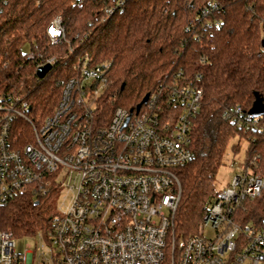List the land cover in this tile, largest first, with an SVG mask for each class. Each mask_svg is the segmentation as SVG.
<instances>
[{"label": "built area", "instance_id": "1", "mask_svg": "<svg viewBox=\"0 0 264 264\" xmlns=\"http://www.w3.org/2000/svg\"><path fill=\"white\" fill-rule=\"evenodd\" d=\"M220 7L210 0L203 10L207 15ZM212 24L220 25H205ZM46 34L51 44L67 41L60 15ZM27 58L37 60V68L57 62L33 50ZM73 68L58 81L59 103L41 122L29 116L24 94L0 95V207L21 194L38 202L55 187L58 197L72 192L65 209L57 208L54 229L39 231L49 257L18 252L13 232L0 229V264H264V220L247 221L245 207L264 190V174L251 168L259 155L215 188L199 233L175 234L179 168L196 156L192 120L203 89L176 79L168 91L149 95L138 112L118 106L106 115L110 64L84 58ZM225 113L238 128L264 133L262 115L239 104ZM206 228L215 236H205Z\"/></svg>", "mask_w": 264, "mask_h": 264}, {"label": "trees", "instance_id": "2", "mask_svg": "<svg viewBox=\"0 0 264 264\" xmlns=\"http://www.w3.org/2000/svg\"><path fill=\"white\" fill-rule=\"evenodd\" d=\"M209 1L0 0V95L24 94L29 116L38 122L59 103L58 81L73 74L74 65L84 58L90 65L110 64L106 115L118 106L136 110L146 94L166 92L176 79L203 89L192 120L196 156L179 168L177 238L200 232L215 175L229 147L239 150L241 140H248L246 162L259 155L260 162L251 168L264 174V133L238 128L225 113L238 104L249 111L256 94L264 100V0H217L221 7L206 15L203 8ZM57 15L67 41L51 44L46 30ZM208 21L220 25H205ZM29 50L37 58H57L44 77L37 76V60L27 58ZM17 122L28 129L26 122ZM57 197L58 187L38 202L27 193L18 195L0 207V229L15 237L48 234L54 229ZM245 207L246 220L262 225L264 190L246 200Z\"/></svg>", "mask_w": 264, "mask_h": 264}, {"label": "rangeland", "instance_id": "3", "mask_svg": "<svg viewBox=\"0 0 264 264\" xmlns=\"http://www.w3.org/2000/svg\"><path fill=\"white\" fill-rule=\"evenodd\" d=\"M248 144L249 141L243 139L241 140L239 150H234L229 147L228 152L224 157V162L215 175L214 185L216 189L225 187L236 173L242 171V167L247 158L246 147ZM71 196L72 192L64 190L60 196L55 199V208H58V210L65 209L66 205H68L71 200ZM204 235L207 237H214L215 231L211 228H206L204 230ZM15 242L18 252L26 254L27 252L34 251L36 260H38L40 253H44L48 257L51 253L50 246L41 238L39 231L31 235L16 236Z\"/></svg>", "mask_w": 264, "mask_h": 264}, {"label": "water", "instance_id": "4", "mask_svg": "<svg viewBox=\"0 0 264 264\" xmlns=\"http://www.w3.org/2000/svg\"><path fill=\"white\" fill-rule=\"evenodd\" d=\"M262 46L264 47V39H262ZM51 64H45L37 68L36 74L38 77H44L48 70L51 69ZM149 94H146L142 101L137 105L136 112L140 110L142 105L148 100ZM253 115L260 116L264 114V100L258 94H256V99L253 106L249 110Z\"/></svg>", "mask_w": 264, "mask_h": 264}]
</instances>
